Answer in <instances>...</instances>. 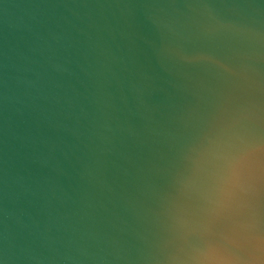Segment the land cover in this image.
Segmentation results:
<instances>
[{
	"label": "water",
	"instance_id": "1",
	"mask_svg": "<svg viewBox=\"0 0 264 264\" xmlns=\"http://www.w3.org/2000/svg\"><path fill=\"white\" fill-rule=\"evenodd\" d=\"M0 264H264V0H0Z\"/></svg>",
	"mask_w": 264,
	"mask_h": 264
}]
</instances>
